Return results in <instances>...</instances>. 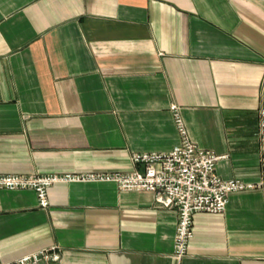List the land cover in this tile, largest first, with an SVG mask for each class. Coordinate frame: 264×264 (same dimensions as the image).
Segmentation results:
<instances>
[{
    "label": "crops",
    "instance_id": "0c3cea01",
    "mask_svg": "<svg viewBox=\"0 0 264 264\" xmlns=\"http://www.w3.org/2000/svg\"><path fill=\"white\" fill-rule=\"evenodd\" d=\"M224 155V179L261 177L264 0H0V172L132 171L133 153L180 134ZM137 168H141L140 165ZM0 189V258L51 245L53 264H264V191L193 214L174 258L177 208L113 181Z\"/></svg>",
    "mask_w": 264,
    "mask_h": 264
},
{
    "label": "built area",
    "instance_id": "2783aa9c",
    "mask_svg": "<svg viewBox=\"0 0 264 264\" xmlns=\"http://www.w3.org/2000/svg\"><path fill=\"white\" fill-rule=\"evenodd\" d=\"M175 123L180 134L178 145L169 152L133 153L135 168L129 172L88 173H2L0 189H32L42 208L49 206L48 188L59 182L113 181L122 190L151 191L155 201L166 207H176L178 222L174 239V258L181 260L187 255L188 243L193 236V214L198 211L221 213L228 203V196L249 190L264 191V106L259 108V157L261 177L257 181L239 178L224 179L215 172L216 163L224 155L217 154L195 144L188 134L182 115L172 106ZM140 165L141 168H137ZM58 245L32 251L15 261L0 264H53L61 261Z\"/></svg>",
    "mask_w": 264,
    "mask_h": 264
}]
</instances>
